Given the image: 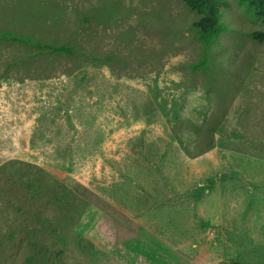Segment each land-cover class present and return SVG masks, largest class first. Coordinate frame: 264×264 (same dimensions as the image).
<instances>
[{"label":"rangeland","instance_id":"obj_1","mask_svg":"<svg viewBox=\"0 0 264 264\" xmlns=\"http://www.w3.org/2000/svg\"><path fill=\"white\" fill-rule=\"evenodd\" d=\"M221 1L191 74L183 0H0V34L76 52L0 40V264H264L263 26ZM28 171L40 212L17 211Z\"/></svg>","mask_w":264,"mask_h":264},{"label":"trees","instance_id":"obj_2","mask_svg":"<svg viewBox=\"0 0 264 264\" xmlns=\"http://www.w3.org/2000/svg\"><path fill=\"white\" fill-rule=\"evenodd\" d=\"M237 1L241 7H243L245 10L250 12L253 17L258 19L263 26V28L260 30L250 32L249 38L255 43L264 44V0H237ZM183 2H184L185 7L197 16L196 21L193 23V27L196 30V38H197V41L200 44L201 49H202L200 59L196 63L190 65V72H191V74L208 73L209 72V64H210L209 50L213 46L216 39L220 35H222L228 31L225 24L221 21V8L225 4L221 0H183ZM1 39H7V40L14 41V42L25 43L27 45L35 44L38 48H40L42 50V53H45L48 55L71 56V55L76 54V52L74 50H72L71 48L44 45L40 42L35 43L34 41H32L29 38H21V37L14 36L11 34H0V40ZM213 132H211V133H213ZM211 133H210L209 137H206V139H202V143H201V140L197 141L193 145L192 148L188 147L186 145V143H184L182 140H178L177 142L179 143V146L182 148V151L187 155H192L193 154L192 151L198 145L203 144V143H207L205 145L204 150L193 154L191 157L200 156L201 154L212 150L214 145H215L214 144V138H213V135H211ZM202 135H203V133H202ZM202 135L200 138H202ZM37 171H39V170H37ZM29 172L30 171H28V173L26 172V174L24 173L23 176H24L25 183L21 182V184H20L21 190L18 191L19 194H18L16 202H15L18 206L17 211H22L21 206H24V207L27 206V208H29V209L33 208V209H35V211L40 212L42 210V208H48V206L46 205L47 203H42L40 206L33 205V202H34L35 198L37 197V195L32 197V199H34V200H32L31 198H29L28 192L33 187H35L38 192H44V190L46 189L45 188L46 186H44L45 185L44 178H46V175L43 177V179L42 178L39 179L38 174L33 175V173H32V176H33L32 177L31 173H29ZM35 173H37V172H35ZM27 174H29V175H27ZM16 176H17V178L15 180V184L18 182V175H16ZM20 181H21V179H20ZM54 183H56V182H54ZM56 186L60 187L62 190H65V186H63L58 181L56 183ZM73 196H75V195L73 194ZM83 197L87 198L88 195L84 194ZM24 199L27 200L29 203L31 202V205H28L29 203L28 204L25 203ZM86 201H87V199L84 200V202H86ZM10 208H13L10 201L5 200L4 215H6V216L10 215L9 214ZM45 212L46 211H44V213ZM49 217L46 214L44 215V217H42V219L44 220V222L42 223L43 225H41L42 227L46 223L47 224L49 223V221L51 220ZM15 232H17V231H15ZM15 232H13V231L9 232V238H10L9 240L14 239V233ZM53 233H54V231H53ZM56 234L61 235V233H59L58 231H56ZM35 260H36V256H34L33 258L30 257V260L28 262L35 261ZM44 264H47V262H44ZM58 264H61V262Z\"/></svg>","mask_w":264,"mask_h":264},{"label":"crops","instance_id":"obj_3","mask_svg":"<svg viewBox=\"0 0 264 264\" xmlns=\"http://www.w3.org/2000/svg\"><path fill=\"white\" fill-rule=\"evenodd\" d=\"M185 260H187V258H185Z\"/></svg>","mask_w":264,"mask_h":264}]
</instances>
